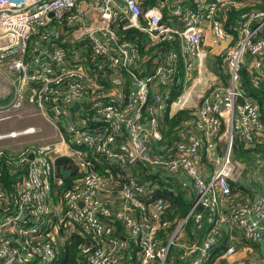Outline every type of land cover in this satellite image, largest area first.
Returning a JSON list of instances; mask_svg holds the SVG:
<instances>
[{"label": "built area", "instance_id": "1", "mask_svg": "<svg viewBox=\"0 0 264 264\" xmlns=\"http://www.w3.org/2000/svg\"><path fill=\"white\" fill-rule=\"evenodd\" d=\"M239 2L158 0L144 11L139 0H0V78L9 95L0 100V121L31 105L57 132L53 142H27L33 145L20 154L0 150V264H51L73 234L85 239L80 264H125L123 243L113 235L116 222L136 237L139 264H166L171 244L156 237L171 226L163 218L166 204L162 197H150L132 172L137 163L163 167L162 175L194 190L189 215L196 227L202 219L198 206L208 212L214 227L200 246L190 248V264L204 262L221 234L218 223L236 224L250 242L264 240V196L220 208L236 172L230 158L233 137L239 135L247 146L264 137L260 106L238 84L242 68L255 87L264 84V10L240 13L229 31L228 16ZM87 8L95 19L86 16ZM205 20L213 43L224 44L219 53L228 75L216 76L204 98L195 96L198 88L188 91L194 93L191 103L201 98L197 109L181 101L187 90L178 97L176 112L189 109L176 129L182 139L159 145L161 113L175 101L170 97L180 71L184 88L193 70L200 73L207 61L201 48ZM130 29L146 34L153 48L161 46L159 54L140 61L136 42L123 37ZM194 110L196 116L190 114ZM221 125L228 132L223 151L215 137ZM37 131L41 128L31 125L0 133V139ZM197 134L203 137L198 140ZM162 147L189 160L165 157ZM202 154L214 168H204L201 177L191 164L201 162ZM59 157L71 165L57 168ZM104 163L118 168L117 177L96 169ZM183 163L187 172L181 171ZM160 221L167 227L157 230ZM235 253L230 242L222 264H262L253 258L233 261Z\"/></svg>", "mask_w": 264, "mask_h": 264}, {"label": "rangeland", "instance_id": "2", "mask_svg": "<svg viewBox=\"0 0 264 264\" xmlns=\"http://www.w3.org/2000/svg\"><path fill=\"white\" fill-rule=\"evenodd\" d=\"M247 1L248 2H246V3H250V5H249L250 9L249 10H252V9L264 10V7H259V6H256L253 4V2H256V0H247ZM114 30L117 31V28H114ZM78 33H79V31L76 33V35ZM210 47H211V45L208 46V48H206L205 42L203 41V43L201 45L202 49H204L208 52ZM214 56L217 58V62H216V60L214 61V58H215ZM214 56L207 58V65L204 62V66L202 67L200 73L197 70H193L192 78L185 83L184 88L183 87L180 88V90H181L180 94L177 96L175 101L172 104H170V106H168L166 108V110L164 111L165 113L164 114L161 113V118H163L165 114H167V116L169 118H171L173 115H175L178 112V111L176 112L175 109L178 108L181 101L185 102L184 104L187 107L188 106H195V108L197 109V106L200 105L199 100L201 98H204L205 96H208L207 93L209 92L210 88H212L215 85L216 76H218V77L223 76L224 73L228 75L227 69L223 68V64L221 61V53H216V54H214ZM0 76H1V74H0ZM196 81H197V85L199 87L196 86ZM4 87H5V83L2 80V78H0V100H7L9 98V95L6 92H4ZM192 87L198 88V92L195 93L196 97H201L200 99H198V102L191 103L190 99L186 98L185 94H183V96H181V101H178V97L184 91L187 90L186 92H188ZM106 89L109 90L110 87L108 86ZM34 112H35V115H34ZM36 112H37V110L33 106L26 105L23 112H21L18 116L13 117V118L6 120V121H0V133L9 132L12 130H21V129H24V128L31 126V125L39 126L42 130L40 133H39V131H37L34 134H26V135L17 136L14 138L6 137L3 139H0V150L9 151L12 154H20L26 150L25 146L33 145V143H31V144L27 143V142H30V140H33V141L35 140V142H34L35 144H44V143H48V141L50 142L54 138L56 139L52 126L40 114H37ZM155 116H156V118L159 117V115H155ZM30 122H32V123H30ZM161 128H162V125L160 122V129ZM176 129H177V127L170 129L169 126L164 125L163 133L161 131V138H160L159 143H157V144H159V145H163V144L170 145L174 141L181 140L182 139L181 133H178L176 131ZM168 130H170L169 134H167ZM21 137H24V138H21ZM201 137H203L202 134H197L196 139L199 140ZM215 137L220 141L221 149L223 151V149L226 146L224 142L227 143V138H228L227 127L225 125H221L219 128V131L217 132ZM28 139H30V140H28ZM234 145H235V143H234ZM160 153H163V156H165V157L170 156V159H174V160H176V159H181L184 161L189 160L188 156L180 155V154H176V153H171L168 151V149H165L164 147H162V149L160 150ZM235 153H236L235 147H234V150L232 147V150L230 151V158H231V161L235 164V170H236V172L234 174V180H232V181L235 182V180H238V178H240V179L242 178L243 180H245L246 183L253 180V181H256L259 186H260V184H264V145H261L257 148H254V149H249L248 151L245 152V154H243V155L240 154L239 157ZM206 159H207V162L209 164L208 167H203V165L201 164L199 159L196 161L198 166L196 165L195 161H193L191 164L192 166H194L197 169V171L201 177L205 175V173H204L205 169H207V170L212 169L213 170V168H214L212 160H210L207 157H206ZM149 167H145L146 169L149 170V172L154 170V172L156 174H158V177H159V175L163 176L162 173L165 171L163 167H160V168L155 167V166H149ZM183 167H184V169L182 168L181 171L187 172L188 169L185 168V163H183ZM127 172L128 171H124L123 173H120L121 178L124 181L126 180ZM255 172L261 173L262 175L258 176L255 174ZM116 189H117V187H116ZM189 191H192V190L189 189ZM233 193H234V191L232 192L231 198H235ZM238 198H240V197H238ZM227 200H224L222 202V208H221L222 211H224L225 204L227 206L229 205V202ZM237 201L238 202L245 201V198H243L241 200H237ZM235 204L236 203H234V205ZM231 206H233V205H229L228 207H231ZM189 214H190V212H188V215ZM168 219H170V218L168 217ZM185 220H186V216L185 217L173 216V219H172L173 223L171 224V226L167 230L159 233V238H161L164 235V233H168L169 236H168V238L164 239L163 244L170 243L174 248L182 251V254L180 255V257L187 256V257H190V260H192L193 254L189 252L190 248L193 245L200 246L201 243L204 242L205 239L207 238V236L210 234V232L214 226L209 227V226H207V223L205 221H203V220L199 221L201 223L202 227L205 228L206 232H205L204 237L202 238L203 240L201 241V243H198L196 241L197 238L196 237L193 238L192 236L195 234L200 236V231H195L197 229H195L193 227L189 230H188V227L185 228L184 227ZM208 221L211 222L210 217L208 218ZM166 227L167 226L162 227V224L160 221L158 224L157 230L158 229L162 230L163 228H166ZM215 227H217L219 232H221L223 226H220V223H218L217 226H215ZM229 227L231 228L232 235L234 236V238L237 237L238 241H240V238H241L240 236L242 234L241 228H239L236 224H231V226H229ZM167 258H170L169 264H172V262L176 259L175 254L173 255L172 248L169 251ZM167 258H166V264H167ZM244 258L247 259L246 257H244ZM189 264H190V261H189ZM202 264H206V263L203 262Z\"/></svg>", "mask_w": 264, "mask_h": 264}, {"label": "trees", "instance_id": "3", "mask_svg": "<svg viewBox=\"0 0 264 264\" xmlns=\"http://www.w3.org/2000/svg\"><path fill=\"white\" fill-rule=\"evenodd\" d=\"M236 17V15L234 16ZM121 34V33H120ZM123 37L129 38L132 40H135L139 45H141V41L145 39V35L137 30V29H130L127 30L126 33L123 34ZM241 75V83L244 88V91L246 92L247 96L258 103L260 106V112L262 120H264V84L259 85L258 87H255L252 84L251 81V75L245 68H242L240 71ZM222 80H225V75L220 76ZM183 80V74L182 70L180 71L179 75V83L178 86L172 91L170 100H175L177 96L180 94L181 85ZM188 111L186 109L178 111L175 115H173L171 118L167 116V114L164 115V117L161 120V131L163 133L164 125L169 126L170 129L175 128L179 125V123L187 117ZM170 133V130L167 131V134ZM233 150L235 147L236 155L239 157L240 154H245L246 151L249 149L257 148L261 145H264V137L258 138L255 142H252L249 146L243 144L241 139L239 138V135H235L233 137ZM235 143V145H234ZM201 162L203 165L209 166L207 164V161L204 159V155H201ZM61 165H71V162L66 157H59L56 159V166L59 168ZM133 168V173H138V177L140 180L149 188L150 190V197L156 196V197H162L164 199V202L166 204V209L163 213V218H170L171 224L173 216L177 217H185L194 201V192H190L188 189H182L176 179L173 176H169L168 174H164L163 176L158 177V174L155 172H149L148 169L145 168V166H142L141 163L135 164V166L131 167ZM96 169L100 171H106V173H110L113 176H116L119 174L118 168L114 164L110 163H104V164H97ZM7 174L3 175V179L5 182H7ZM230 188L231 193L228 198V202H231V195L234 189L237 187L234 185V182L230 181ZM152 195V196H151ZM196 212H199L197 210ZM201 215V220L205 221L207 223V226H211L212 222L208 221V212L206 210L199 212ZM167 216V217H166ZM119 223V222H116ZM194 216L191 214L188 216L186 222L184 223V227H188V230L192 227L197 229L195 231H200V238H202L205 235V228L202 227L201 223L199 227H196ZM196 235V234H195ZM193 235V236H195ZM157 239H160L162 242H164V235L159 238V232L156 235ZM221 234L218 236L217 241L215 242L214 246L210 249L208 252L207 257L205 258L207 263L210 264L212 260L222 257L225 248L227 247L226 239L224 237H221ZM87 241V239H86ZM85 242V239L81 237L79 234H73L69 238L68 242H65L62 244L59 248V254L55 260L51 264H80V257L78 256L79 247L83 245ZM252 243V242H251ZM175 245V244H174ZM172 248L173 255L175 254V260L172 262V264H182L186 263L188 261V258H181L180 255L182 254V251L179 249L174 248L172 245L170 246L169 251ZM169 254V252H168ZM187 257V256H186ZM187 261H185V260ZM170 258H167V264H169ZM189 262V261H188Z\"/></svg>", "mask_w": 264, "mask_h": 264}, {"label": "crops", "instance_id": "4", "mask_svg": "<svg viewBox=\"0 0 264 264\" xmlns=\"http://www.w3.org/2000/svg\"><path fill=\"white\" fill-rule=\"evenodd\" d=\"M139 1L143 7V10L146 11V10L150 9L152 6H154L158 0H139ZM246 2H248V1L247 0H240L239 5L235 8L234 11H232L229 14L228 19H227V26H226L227 30L231 31L232 24L234 23V18H236L240 13H243V12L248 11L250 9V6H249L250 3H246ZM253 4L256 6H259V7H264V0H256V2H253ZM235 15H236V17H234ZM86 16L89 18V20H92V19L96 18L97 14L93 10H90L87 8ZM209 25H210V23L205 20L206 28L204 30V38L203 39H204L206 48H208V46L211 45L210 49L208 50V54H209L208 57H212V56H214V54L219 53V51L224 46V44L223 43H213V41H212L213 40L212 30H211ZM144 35H145V39H143L141 41V43H142L141 45H139L137 42L135 43L139 48L140 61H142V59L144 57L154 56L155 52H157L159 54L160 49H161V46H155V48H153V46H150L149 45V39H148L147 35L146 34H144ZM133 41L135 42V40H133ZM215 60L217 62L216 57L214 58V61ZM147 63L149 64L150 60H148ZM205 64L207 65V61ZM240 80H241V78H240ZM238 84H239V86L242 87V89H244L241 81ZM197 91H198V89H197ZM185 95H186V98L190 99L191 96L194 95V93L193 92H187ZM192 108H195V107L192 106ZM186 110L188 111L189 109H186ZM196 113H197V110H194L190 114L192 116H196L197 115ZM34 115H35V113H34ZM30 123H32V122H30ZM53 131H54L55 137L57 138V135H56L57 132L54 129H53ZM54 139H52L50 142H53ZM28 140H30V139H28ZM30 141H33V140H30ZM34 142H35V140H34ZM218 142H219V144H218L217 150L220 151V150H222L221 144H220L219 140H218ZM48 143H49V141H48ZM201 164H202V162H201ZM203 167H207V166L203 165ZM255 174L258 176L262 175L261 173H258V172H255ZM247 183L242 178L241 179L238 178V180H235L234 185L237 187L236 189L233 190L234 191L233 195L235 196V198H231V202L229 203V205L234 206V203H236V204L239 203L237 200H241L243 198H245V200H251V199H254V198L259 197V196H264V184H260V186H259L258 183L256 181H253V180L249 181ZM188 184H189V186L192 185L190 181H188ZM192 192H194V190H192ZM195 195L196 194L194 193L193 199H195ZM238 197H240V198H238ZM228 206L225 204L224 211H226L232 207V206L231 207H228ZM220 208H222V204H220ZM198 210H199V212L204 211L203 208L199 209V206H198ZM165 219H168V218H165ZM168 220H170V219H168ZM221 226H223L222 230H221V237H224V239L227 238L226 244L228 245L230 242H233L236 246V253L232 256L233 261H237L240 258L246 257V258H253V259L257 260L258 262L264 264V240H259L258 242H252L251 243L250 241L246 240L244 238V236L241 234L240 241H238V238L237 237L234 238V236L232 235L231 228L229 226H227L226 223L221 224ZM113 235L116 236L117 238H119L123 243L122 253H123L124 263L125 264H139L140 247H139L137 240L134 239L136 237L129 234L126 231L123 224H121V223H115L114 224ZM168 236H169L168 233H164L165 238H168ZM192 237L193 238L196 237L197 238L196 241L198 243H201L202 240L199 239L200 238L199 235H195ZM181 258H188V261H190V257L184 256ZM185 261H187V260H185ZM188 261L186 263H182V264H189ZM204 262L207 263L206 259L204 260ZM222 262H223V258L218 257V258L212 260V262L210 264H222Z\"/></svg>", "mask_w": 264, "mask_h": 264}, {"label": "water", "instance_id": "5", "mask_svg": "<svg viewBox=\"0 0 264 264\" xmlns=\"http://www.w3.org/2000/svg\"><path fill=\"white\" fill-rule=\"evenodd\" d=\"M75 107L77 108L78 107V104L75 105ZM64 176H66L68 174V172L66 171H63L61 172ZM199 209H202V207L199 206Z\"/></svg>", "mask_w": 264, "mask_h": 264}, {"label": "bare ground", "instance_id": "6", "mask_svg": "<svg viewBox=\"0 0 264 264\" xmlns=\"http://www.w3.org/2000/svg\"><path fill=\"white\" fill-rule=\"evenodd\" d=\"M201 75H202V74H201ZM201 79H202V78H201ZM205 79H206V78H205ZM197 81H198V80H197ZM197 81H196V86L199 87V86L197 85ZM197 92H198V91H197ZM175 106H176V105H175Z\"/></svg>", "mask_w": 264, "mask_h": 264}]
</instances>
